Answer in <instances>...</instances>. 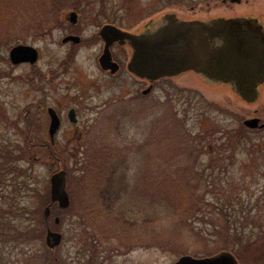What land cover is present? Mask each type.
<instances>
[{"label": "rangeland", "instance_id": "374dc122", "mask_svg": "<svg viewBox=\"0 0 264 264\" xmlns=\"http://www.w3.org/2000/svg\"><path fill=\"white\" fill-rule=\"evenodd\" d=\"M83 2L82 11L65 10L59 24L50 18L22 20L20 36L0 47V150L10 149L14 157L22 156L21 160L15 158L13 162L21 172H0V224L5 223L0 226V264H24L25 253L31 252L51 256L46 234L43 240L12 242L5 241L2 231L42 228L39 221L51 202L48 199L50 178L62 169L68 172L67 188L73 204L65 215L55 208L49 221L54 231L63 234L61 246L51 256L60 264H171L183 255L206 257L222 250L232 252L240 264H264V257L260 256L264 251V129L251 130L244 125L245 120L256 117L264 123V86L259 100L248 104L229 86H212L195 74L187 73L155 83L153 91L145 96L142 90L148 85L139 84L131 76H103L96 64L100 49L96 47L81 48L69 73L50 82L42 81L43 92L37 91L34 88L39 81L35 78L37 72L47 75L49 70L57 68L71 46L62 40L69 34L68 16L72 11L78 12V33L87 37L99 32L107 23L135 30L143 21L166 9L156 0ZM241 9L264 21V0H250V4ZM46 25L49 26L45 28ZM8 38L7 27H4L1 39L6 42ZM19 44L39 50L40 60L35 66L12 64L9 53ZM128 89L132 94H128ZM41 100L44 103L38 108ZM48 107L75 108L79 118L77 125L67 119L57 136L62 146L55 148L56 161L41 159L36 152L25 150L22 133L30 123L38 129L37 140L51 142ZM170 110L181 120L182 129L178 132L177 122H164L169 120L166 117ZM110 118L116 124H109ZM78 128L83 132L82 138L78 137ZM180 132L186 137L178 135ZM172 134H177L173 141L169 139ZM185 138L187 143L183 141ZM80 140L81 145H78ZM103 141L104 145L110 144L109 153L114 155L110 161L117 168L118 176L114 181L118 185L126 183L122 187L125 190L122 189L121 202L128 204L126 193L128 197L134 192L129 206H138L135 195L143 196L142 200L146 201L141 211L144 214L148 210L154 216L156 212V205L150 201L149 179L156 178L157 173L165 171L167 176V171L180 170L178 176L175 175L177 179L186 182L189 175L192 183L197 184L193 193L182 189L177 197L170 196L168 202L172 204H166V208L182 205V213L171 212L168 221L160 215L155 227L152 222L142 224L147 233L162 235L150 246L128 249L121 247V242H106L101 238L99 241L84 212L79 211L83 208L79 199L83 188L79 189L78 184L91 157L90 145L98 147ZM182 143L187 144L186 150ZM166 151L172 153L168 156ZM189 170L192 174H185ZM172 180L168 175L164 181L172 184ZM35 190L40 191L42 199L46 197L43 203L38 201ZM197 197L203 199V210L195 212L186 224L184 210L192 208L188 204ZM175 199H179V204H175ZM38 208L42 215L36 213ZM56 217L61 219L59 225L55 224ZM94 224L102 228L98 222ZM181 226L200 233L204 241L200 242L196 239L198 236L191 233L186 241L179 240L180 237L177 240L176 233ZM226 228L230 232L224 235L228 243L220 238L223 235H217ZM103 229L106 228L103 226ZM44 231L47 233L46 228ZM251 246L256 247L255 251L249 250ZM238 251L240 259L235 253ZM50 264L54 262L50 260Z\"/></svg>", "mask_w": 264, "mask_h": 264}, {"label": "water", "instance_id": "95a60500", "mask_svg": "<svg viewBox=\"0 0 264 264\" xmlns=\"http://www.w3.org/2000/svg\"><path fill=\"white\" fill-rule=\"evenodd\" d=\"M69 16L76 23L78 14ZM106 41L105 52L100 60L105 70L116 73L117 63L112 61L110 47L114 42L128 45L132 57L129 71L140 79L156 82L162 79L178 78L194 73L212 86H229L241 100L248 104L256 103L264 86V25L256 17L218 18L210 22L185 21L171 14L162 16L158 21L150 22L146 29L134 34L114 25H105L101 30ZM79 42L80 37L68 36L64 42ZM13 65L38 62L39 52L31 45L19 44L10 53ZM150 89L144 93L148 94ZM49 134L52 140L58 132L61 121L54 109H49ZM75 112L70 117L75 122ZM260 118L244 121L251 129H264ZM51 204L58 203L60 209L71 206V197L67 190L68 172L62 169L50 178ZM51 205L44 210L47 220L51 215ZM61 219L55 218L59 224ZM63 234L48 229L46 244L54 250L61 246ZM171 264H240L230 251L222 250L206 257L183 255Z\"/></svg>", "mask_w": 264, "mask_h": 264}, {"label": "trees", "instance_id": "16d2710c", "mask_svg": "<svg viewBox=\"0 0 264 264\" xmlns=\"http://www.w3.org/2000/svg\"><path fill=\"white\" fill-rule=\"evenodd\" d=\"M83 0H0V47L8 42L15 41L20 35H18L19 32L22 30V20H26L28 17H32L33 19L41 18L43 19H52L51 21L56 22V24H59V21L62 18L63 12L67 9H76L77 11H82L83 6ZM40 25V24H39ZM41 26V25H40ZM46 25L45 28H47ZM7 27V32L9 38L5 41L1 39V31L2 28ZM49 28V27H48ZM22 33V32H21ZM171 107V106H170ZM169 120L165 119L167 124L170 123V121L177 122V131L178 129H182L181 120L177 119V114L172 110H170V114L168 115ZM109 122V121H108ZM109 124H116L115 120H112L110 118ZM37 128H34L32 124L28 123L26 128L22 130L23 137L25 138L26 143V149L28 151H32L33 153L36 152L39 156H41V159H48L56 161L57 155L51 146V143L48 141L43 140H37L35 137V134L37 133ZM169 131H171L169 129ZM181 135V137L185 136L183 133H178V135ZM177 134L170 135L169 139L173 141V139H176ZM186 137V136H185ZM188 138V136H187ZM110 139V138H109ZM104 140V138H103ZM186 138L185 141L186 142ZM109 142V140H107ZM187 143V142H186ZM181 144L186 145L187 144ZM111 146L110 144L100 143V146L95 147L93 145H90L89 151L91 157H89V160L86 162V167L83 169L84 176L82 178V181L80 184H78V187L80 189V186L83 188V192L79 199L81 200V204L83 208H79V211H83V216L89 220L90 226L93 227L92 229L95 230V237L99 240V238L106 240H113L115 242H121V247L133 249V248H140L142 246L148 245L150 246L151 243H156L159 239H161L162 235L156 236L152 235L150 233H147V230L145 227L142 228V224L147 225V223H154V227L157 226V219L160 215H163L162 218H165L166 221H168L172 214L171 212H183V206L182 205H176L174 208H166V204H172L168 202L170 196H176L181 190L183 189L186 193H193L196 190V185L192 183V178L188 175L187 181H183L182 179H177L178 172H181L180 170L175 171H167V176L170 175L173 180L171 181L172 184L165 182L166 175L165 171L160 172L159 174L155 176L156 178H150V188L152 190L151 195V202H153L156 209L154 213V216L151 215L147 209L145 211L142 210V206L145 205V201L142 200L143 196H136V203L138 206L131 205L129 206V201L131 196L134 197V192L132 194L127 193L125 196V199L128 200L127 202L123 204L121 202L122 193L125 190L126 183H123L122 185H118L114 180L117 179V168L111 164L110 161L114 159V155L110 154ZM184 152V150H182ZM25 151H23L24 153ZM171 151H166L165 154L168 156L171 154ZM155 154V153H154ZM18 158L14 157V153L10 149H3L0 150V172L3 173V171H9L12 173L21 172L16 165L14 166L13 162L14 159H22L17 156ZM118 159L119 157L116 156ZM63 168H66L63 167ZM175 172V173H174ZM192 172V171H191ZM190 170L186 172L185 174H192ZM174 173V175L172 174ZM164 174V175H163ZM177 175V176H175ZM185 179V178H184ZM182 185H180V184ZM128 184V183H127ZM131 186V185H130ZM132 187V186H131ZM130 188V187H129ZM128 188V189H129ZM78 189V190H79ZM122 189H124L122 191ZM35 196L38 198V201L40 203H43L44 199H42V195L40 194L39 190H35ZM48 199L50 200V197L48 196ZM202 198H193L192 202H190L188 205H191L192 208H186L184 210L183 216L185 219V223L188 224L190 218L194 217L195 212H201L203 210L202 208ZM80 201V200H79ZM175 204H179V199H175ZM187 204V203H186ZM158 205V206H157ZM165 206V207H164ZM175 206V205H174ZM149 206L148 208H150ZM168 207V206H167ZM55 208L59 209V211L68 212L69 210H61L56 204L53 206V210ZM166 208V210L163 212V209ZM22 210H26V208H23ZM143 212V213H142ZM36 213H40L39 215H42L41 208L37 209ZM61 214V216H62ZM7 215V213H5ZM4 215V217H5ZM65 215V214H64ZM7 217V216H6ZM0 219H2V216L0 215ZM159 221V220H158ZM95 222H98L100 224V229H98L95 226ZM144 222V223H143ZM40 227L31 228L28 227L26 229H18V228H12L6 231H2V235L6 237L5 241H12V242H34L38 240H43L45 236L44 229L46 228V223L44 218L39 221ZM5 224V223H4ZM4 224H0L4 225ZM98 224V225H99ZM103 226L106 229H103ZM183 226V224H182ZM180 227V229L177 231V236L179 240L186 241L191 237L190 233L194 236H198L200 242L204 241L202 235L196 231L188 230L185 228ZM189 228V227H188ZM222 234L220 232H217V235H225V232H229V228L223 229ZM147 233V234H146ZM230 233V232H229ZM222 238L225 243H228V237H220ZM230 238V237H229ZM0 239H2L0 237ZM178 240V239H177ZM100 241V240H99ZM146 246V247H148ZM253 249L255 251L256 247L251 246L249 247V250ZM56 250V249H55ZM49 249V254L53 256L54 251ZM248 250V251H249ZM237 256L242 258L240 252H235ZM264 253V251L262 252ZM261 255L262 258L264 255ZM26 260L24 261V264H50V260L54 262V264H60V262L51 256H41L36 253H25ZM259 257V255H257Z\"/></svg>", "mask_w": 264, "mask_h": 264}, {"label": "flooded vegetation", "instance_id": "af4514ba", "mask_svg": "<svg viewBox=\"0 0 264 264\" xmlns=\"http://www.w3.org/2000/svg\"><path fill=\"white\" fill-rule=\"evenodd\" d=\"M156 1H159L161 4H164V6H166V9L162 10L159 14L154 15V16L146 19L145 21H143L138 28H135V30H126V29H124V28H122V27H120L114 23H107L101 27L99 32H96L95 34H93L91 36L82 37L78 33V27H77L79 17L77 18L76 23H73L71 20L72 18L70 16H68V19L70 22V26L68 28L69 34L67 36H65V38L68 36H78V37H80V41L74 42L71 40L68 42H64L65 38L62 40V42L64 44L71 45L67 51L66 57L64 58V60H62V62H60L59 66L57 68L49 70L47 75L42 74L41 72L38 71L35 78H38L39 81L34 86V88L39 92H43L44 88L41 87L42 81L43 82H45V81L50 82L53 79L59 78L60 76H63V75H66L67 73H69L71 71V69L73 68L75 62H76V58H77L78 53H79L81 48H87V49L93 48L94 49L96 47H99L100 48L99 53L96 56V64L100 69V70L98 69L99 72H101V74L107 78H117V77L120 78L123 76H126V77L131 76V78L132 79L134 78V80L138 81L139 84H145V87L148 85L147 88L143 87V90H142V94L146 96L153 91L155 83L162 81V80H166V79L169 80V78L162 79V80H159L156 82H150V81L140 79L137 76H135L134 74H132L128 69V64L131 60L132 53H133L132 49L130 48V46L121 44L120 42H117V41L111 45L110 53H111L112 61L118 64L119 70L116 73H112L111 70H105L102 67L101 62H100V60H101V58L105 52V48H106V41H105V39L101 33V30L105 25H114V26H116L120 29H123L125 31L131 32L134 34H139V33H142L146 29V25L148 23H150L152 21L156 22L162 16H164L166 14H171L172 16L177 17L181 20H185V21H195L196 20V21H201V22H210V21H213V20L218 19V18H233V17H244V16L249 17V16H252L250 14H247V13L240 11V10H242L241 9L242 7L250 4V0H156ZM72 12H76V11H72ZM76 13L78 14V12H76ZM252 17H254V16H252ZM259 20L264 25V21L262 20L261 17H259ZM121 50H125L126 52H121ZM38 52H39V50H38ZM39 60H40V52H39L38 61ZM36 64H34V65L29 64V65L35 66ZM133 84H135V83L133 82ZM147 89H150V92L148 94H145L144 92ZM131 91H132L131 89H128L129 95L132 94ZM43 103H44V101L41 100L38 103L37 107L40 108ZM51 108L56 111V113L58 114L60 121H61V125H60L58 132L55 135V139L52 140L50 138L51 146L53 147V149L55 151V148L58 149V148H60V146H62L61 142L57 139V136L60 134V132L64 126V123H66V121L68 119V121L70 123H72L73 125H77L79 122V118H78L77 110L75 108H70L69 110L68 109L67 110H64V109L61 110L60 107H58V108L48 107L47 108V114L49 116V126H50V121H51L49 109H51ZM44 110H42V111L44 112ZM63 110H64V113H63ZM72 110L75 112V115H74V118L76 120L75 122L70 117V112ZM260 124H262V122H260ZM78 129H79L78 130V134H79L78 137L82 138L83 132L80 130L81 128H78ZM48 133H49V130H48ZM49 136H50V134H49ZM81 142H82V140L78 141V145H81ZM68 143L71 144L70 141ZM74 150H75V152H78V147L75 146ZM67 190H68V188H67ZM70 197H71V206L66 210L71 209L72 204H73L71 194H70ZM55 204L59 207L58 203H55ZM55 204L52 205L50 202L49 205H51V208H52L51 215L47 220L44 217L47 231H48V229L53 230L49 224V221H50L51 217L54 215L53 206ZM59 224H56V225H59ZM46 235H47V233H46Z\"/></svg>", "mask_w": 264, "mask_h": 264}]
</instances>
